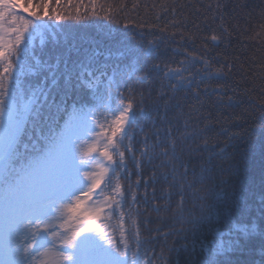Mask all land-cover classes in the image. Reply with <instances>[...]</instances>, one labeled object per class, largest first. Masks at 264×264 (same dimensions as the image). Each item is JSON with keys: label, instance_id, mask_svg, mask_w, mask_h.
Here are the masks:
<instances>
[{"label": "snow or ice", "instance_id": "obj_1", "mask_svg": "<svg viewBox=\"0 0 264 264\" xmlns=\"http://www.w3.org/2000/svg\"><path fill=\"white\" fill-rule=\"evenodd\" d=\"M56 3L59 5L60 0ZM68 3L72 4L73 0ZM48 4L49 0L38 3L0 0V264H47L40 258L54 254L59 257V264H154L153 254L141 243L137 193L141 161L151 163L156 158L161 160V171L153 172L152 183L155 185L159 179L165 187L160 195L162 203L155 202L153 187L152 211L157 214L171 211L173 219L180 224L176 235L184 243L173 249L177 256L186 253L189 257L186 264H233L229 254L241 251L258 235L261 264H264V195L259 206V227L256 221L232 220L235 210L246 206L244 187L238 183L245 176L246 161L233 171L234 179L219 181L207 166L202 165L196 171L181 162L184 154L181 146L200 132L197 126L188 123L199 112L198 108L193 106L179 135H173L171 128L163 136L158 131L153 142L145 138L137 154L135 135L128 131L136 123V97L131 95L133 90L129 87L130 95L125 100L119 89L126 79L135 78L142 84L147 74L161 71L159 63H149L156 59L152 42L143 49L115 40L103 48L99 44L84 47L70 30L59 31L40 23L43 19L37 13L40 8L45 9L44 15L49 20L53 19L48 15ZM83 4L84 0H79L75 5V17L69 12L56 14L55 19L96 17L118 23L111 8L99 0H89L92 10L88 12L85 6L86 14L81 16ZM97 7L100 12L96 11ZM230 35L224 27L220 35L211 34L204 40L212 41L215 47ZM248 39L264 47V23ZM198 59L203 67L193 73L192 62ZM227 67L230 74L232 65L229 63ZM223 68L221 65L213 72L208 59L193 55L191 60H181L179 66L165 65L163 75L173 93L191 90L202 105L200 84L205 83L207 91L208 81L227 75ZM261 68L264 78V65ZM82 88L88 89L90 96L69 107L70 93ZM116 99L118 104L114 103ZM219 99L223 101L222 96ZM228 100L230 104L231 97ZM140 103H143L142 94ZM53 109L55 117L51 115ZM42 119H56L57 127L50 128L47 134L41 132L39 139L43 147L37 150L38 154L29 155L25 138L32 139L29 130L37 131ZM59 119L63 122L59 123ZM96 127L99 132L95 131ZM89 134L95 137L91 141L86 140ZM188 151L191 152L190 146ZM95 153L107 163L103 167L98 164L97 171H90L88 165L95 159ZM129 157L137 172L135 186L127 166ZM261 174L264 191V153ZM124 180L128 181L127 192L122 184ZM143 183L147 187L149 181ZM105 188H111V193L106 194ZM106 208L111 209L106 218L118 214L119 240L106 231L109 225L97 224ZM58 221L63 231L57 230ZM221 224L227 226V232L220 230ZM197 249L201 258L193 259Z\"/></svg>", "mask_w": 264, "mask_h": 264}, {"label": "trees", "instance_id": "obj_2", "mask_svg": "<svg viewBox=\"0 0 264 264\" xmlns=\"http://www.w3.org/2000/svg\"><path fill=\"white\" fill-rule=\"evenodd\" d=\"M38 2L39 0H33V3ZM99 3L111 8L113 17L118 23L96 17L55 19L56 14L68 15L69 12L75 17V5L79 4V0H73L72 4H69L68 0H60L59 5L56 0H49L48 15L53 16L52 20L44 15V8L38 9L37 13L43 18L40 23L51 25L53 29L59 31L70 30L77 38V43L84 47L99 44L103 48L111 45L115 40L135 49H143L151 41L156 47L154 53L156 59L149 63H159L161 71L147 74L142 84L137 83L135 78L131 81L126 79L119 89L124 93L125 100L130 95L129 87L133 90L131 95L136 97V123L128 131L129 134L135 135L134 144L137 154L145 138H148L150 143L153 142L158 131L163 136L164 131L171 128L173 135H179L184 130L188 114L195 106L199 112L194 113L188 123L197 126L200 132L187 144L181 146L184 148L181 162L186 163L190 170L196 171H199L202 165L207 166L219 181L222 178L234 179L233 171L241 166L242 161H246L245 176L238 182L244 187L243 199L246 201V206L243 210L236 209L232 214V220L243 223L256 221L259 227V206L261 196L264 195L261 174V156L264 153V90H262L264 78L261 77V65H264V47L248 38L259 31V25L264 23V0H99ZM217 4L221 7L217 8ZM85 6L88 12L92 10L89 0H84V4L80 6L81 16L86 14ZM96 11L100 12V8L97 7ZM24 15L27 16V13ZM125 24L128 25L127 28L124 27ZM224 27L228 28L231 35L218 46L213 47L212 41L204 40L205 36L211 34L220 35ZM161 28H166V31L161 32ZM35 46L38 51V40ZM193 55L208 59L213 72L224 65L223 71L227 74V65L229 63L232 65L230 74L207 82V91H205V83L200 84L202 105L193 97L191 90L187 92L179 90L173 93L163 75L166 70L165 65L179 66L181 60H191ZM141 63H144L143 58ZM192 63L195 64V67L191 68L193 73L197 68L203 67L202 60L198 59ZM113 95H116L115 90ZM89 96V90L86 88L80 89L79 92L73 90L67 99V105L70 107L75 101L83 102V99ZM220 96L223 97V101H220ZM229 97H231L230 104ZM56 100L59 102V95L56 96ZM114 103L118 104L119 99ZM43 111L45 116L49 115L47 107ZM51 115L55 117L54 109ZM62 122V119H59V123ZM56 127V119L46 121L42 119L37 131L30 129L32 139L25 138V142L29 145L28 154H38L37 150L43 147V142L39 139L40 133L47 134L50 128ZM98 129L95 131L99 132ZM189 146L191 152L188 151ZM177 151H180V147ZM93 155L95 159L88 168L90 171H97V165L103 167L107 161L98 153ZM103 161L105 164H102ZM160 163V158L154 159L151 163L146 160L141 161V184L137 193L140 201L138 222L141 243L143 248L153 254L151 258L154 264H186L188 255L181 252L177 256L173 251L184 243L176 235L180 224L173 219L171 211H161L159 214L152 211L153 187L156 189V203H162L160 195L165 187L164 182L159 179L155 185L152 183L153 172L159 174L161 171ZM127 166L132 173L131 183L135 186L137 172L130 157ZM144 180L149 181L147 187L143 183ZM114 184L113 179L112 185ZM122 184L127 192L128 181L124 180ZM101 187H105L104 183ZM99 191L97 189V192ZM105 193H111V188H105ZM145 196H147L146 205ZM100 198L103 199L102 196ZM127 206L126 204L125 208ZM110 212L111 209L106 208L98 218L97 224L102 227L109 225L106 231L119 240L118 214L117 217L108 219L106 217ZM218 227L224 232L228 230L223 224ZM260 244L261 240L257 235L241 251L230 253L233 264H261ZM200 258L197 249L193 259Z\"/></svg>", "mask_w": 264, "mask_h": 264}, {"label": "rangeland", "instance_id": "obj_3", "mask_svg": "<svg viewBox=\"0 0 264 264\" xmlns=\"http://www.w3.org/2000/svg\"><path fill=\"white\" fill-rule=\"evenodd\" d=\"M97 128L98 127H96L95 128V130H97ZM98 130H100V129H98ZM95 137L93 136V135H91V134H89L87 137H86V140L87 141H91V140H93ZM87 145H85V147H86ZM102 164H105V162L103 161L102 162ZM87 181H85V183H86ZM59 221L57 222V230L58 231H63L62 229H60L59 227H58V225H59ZM41 259V261H47V264H59V257L58 256H56L55 254L54 255H52V256H50V257H41L40 258Z\"/></svg>", "mask_w": 264, "mask_h": 264}]
</instances>
